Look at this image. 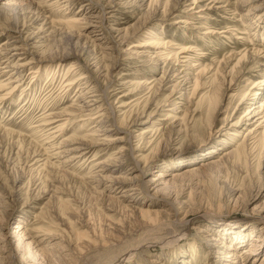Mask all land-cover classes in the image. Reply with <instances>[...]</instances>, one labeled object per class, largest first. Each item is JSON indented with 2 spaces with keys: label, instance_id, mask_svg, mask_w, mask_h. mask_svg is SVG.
Returning <instances> with one entry per match:
<instances>
[{
  "label": "rangeland",
  "instance_id": "1",
  "mask_svg": "<svg viewBox=\"0 0 264 264\" xmlns=\"http://www.w3.org/2000/svg\"><path fill=\"white\" fill-rule=\"evenodd\" d=\"M154 39L187 53L132 46ZM257 50L264 0H0V56L17 51L0 96L18 85L0 101V264H97L132 243L117 264H264ZM64 111L63 131L40 126Z\"/></svg>",
  "mask_w": 264,
  "mask_h": 264
},
{
  "label": "bare ground",
  "instance_id": "2",
  "mask_svg": "<svg viewBox=\"0 0 264 264\" xmlns=\"http://www.w3.org/2000/svg\"><path fill=\"white\" fill-rule=\"evenodd\" d=\"M259 7L258 6H254V7H252L251 9H255V10H257ZM260 9V8H259ZM250 12V11H249ZM249 12H248V14H249ZM252 12V11H251ZM245 15H247V14H245ZM78 19V18H77ZM77 21H79V20H71V22H77ZM180 22H183V20L181 19L180 20ZM208 33H211V31H206V32H204V34H208ZM213 33V32H212ZM6 42V41H5ZM4 42V43H5ZM132 46H134V47H138V48H135L134 50H139V49H142V50H146L147 49V47H149V46H151V47H153L156 51H155V53H157V55H159V56H163V55H165L166 56V59H176V61L178 62V61H180V56L182 55V54H184V53H187L186 51H187V49H179V48H177V49H179V52H177L176 50H173L172 48H171V46H166L165 44H163L162 43V41H160V40H157V39H154V40H152V41H147V42H145V43H143V44H138V43H134ZM20 48L19 47H16L15 48V50H19ZM17 51H15L13 54H11L10 52H9V54H1V56H0V74H2V73H4V72H8V71H10L11 69H16L17 67L15 66H11V65H9L10 63H11V59H12V57H13V55L14 54H17L16 53ZM247 54V51L243 54V55H241V64H242V67H243V69H245L246 67H247V65H248V67H253V65L256 63V59H257V57H254L252 60H250V59H248V60H244V57H245V55ZM256 55H258V57L261 59V60H264V51H258L257 50V53H256ZM189 55H184V56H182V57H184L185 59H187V60H185L184 62H187V61H189L191 58H189L188 57ZM5 57H7V59H6V61H3V58H5ZM240 60V59H239ZM186 66V65H185ZM21 67H22V65H21ZM74 70H75V68H74V65H71L70 66V69H69V71L71 72H74ZM38 71L39 70H33V71H31L30 72V74H32V77H33V79H34V77H36L35 76V74H37L38 73ZM201 71H203V69H201ZM71 72V73H72ZM86 78H88V76L87 75H85L84 73H82V74H80L79 76H77V77H73V78H66L65 79V83H64V88H63V92H65V91H67V93H71V91L72 90H74L75 89V87L76 86H80L81 85V81L82 80H84V79H86ZM154 81H152V82H148V83H153ZM262 81H255V84H254V86H253V88H255V87H257V86H259L260 85V83H261ZM198 83H199V81H195V86H194V88H196L197 87V85H198ZM9 84H11V82H6V83H4V82H1L0 83V91H4L5 89H7V86L9 85ZM18 87V85H16V86H11L10 87V89L6 92V93H4L2 96H0V101H3V100H5L6 98H8L11 94H12V92L16 89ZM246 95H244V97H245ZM82 95L80 96V98H81V100H82ZM79 98V99H80ZM245 100V99H244ZM86 103V105H84L86 108H85V111H88L89 113L90 112H92L93 110H95V108H94V106H95V104L96 103H92V102H90V101H87V102H84V104ZM84 108V107H83ZM79 111H80V109H79ZM81 111H84V109H82L81 108ZM80 111V112H81ZM64 112H66L65 114H63L64 116L66 115L67 117H65V118H62V119H55V118H57V117H59V116H61V115H52V114H47L46 115V118L44 119V122H42L43 124H41L40 126H43V127H50L49 128V133L48 134H50V135H52V136H55V134L56 133H58V132H61V131H63V129L65 128V126L70 122V112H68V111H64ZM89 113H85L86 115L87 114H89ZM83 114V113H82ZM90 114H92V113H90ZM89 114V115H90ZM62 115V116H63ZM97 117V116H96ZM170 116H167V117H165V119H168ZM58 122H60V123H58ZM62 122V123H61ZM58 123V124H57ZM261 124V123H260ZM39 126V127H40ZM52 126V127H51ZM42 127V128H43ZM45 129V128H44ZM45 130H47V129H45ZM44 130V131H45ZM145 132H147V130L146 131H144L143 133H145ZM248 132L249 133H252L253 132V129H250V130H248ZM91 135V134H90ZM255 137V136H254ZM52 144V143H51ZM53 145V144H52ZM229 154H233V156L236 158V159H238V160H241V158H242V148L240 147V145L239 144H237L236 146H234V147H232L229 151H225V155H229ZM190 158V157H189ZM211 159V158H210ZM215 159V158H214ZM216 160V159H215ZM212 162H214L213 160H211ZM210 163V162H209ZM213 164V163H212ZM211 164V165H212ZM205 165V164H204ZM208 166V165H207ZM197 169H198V167L197 166H188V167H186V168H184V173H186L185 175H187L188 173H194L195 171H197ZM183 173V174H184ZM192 173V174H193ZM196 173V172H195ZM194 173V174H195ZM179 175H177V176H181L180 175V173H178ZM159 175H162V174H159ZM191 175V174H190ZM190 175H188V176H190ZM243 235V233L242 232H240V233H238L237 235H236V237L237 238H240V241L241 240H243V238L244 237H246V236H244ZM260 238L261 237H256V239H252V241H253V243H256L257 241L258 242H261V241H263L262 240V238H261V240H260ZM239 240V239H238ZM129 244V243H128ZM138 245L139 244H135V243H132V245H127V246H125V247H123V249L122 248H120V249H122L121 250V252L120 253H118L117 255L119 256H113L112 257V255H114V254H112V252H110L109 250H107L106 252H105V254L103 255V257H101L99 260V262L97 263V264H117L118 262H120L121 260H130L132 257H134L133 256V254L134 253H136V250H138L137 248H138ZM253 246H250V248L247 250V249H245V252L247 251V252H250V251H252L255 247H254V245H256V244H252ZM222 246H227V247H232L231 246V244H229V243H226V242H222ZM229 255H231V257H235V258H241L239 255H238V252H235V251H233V252H231L230 254H228L227 255V257L229 256ZM118 257V258H117Z\"/></svg>",
  "mask_w": 264,
  "mask_h": 264
}]
</instances>
